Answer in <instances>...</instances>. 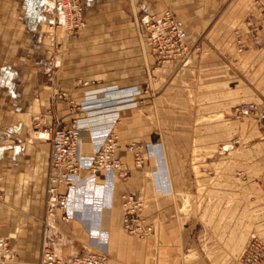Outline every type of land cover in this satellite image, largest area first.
I'll return each instance as SVG.
<instances>
[{"label":"crops","instance_id":"1","mask_svg":"<svg viewBox=\"0 0 264 264\" xmlns=\"http://www.w3.org/2000/svg\"><path fill=\"white\" fill-rule=\"evenodd\" d=\"M86 5L136 8L140 31L149 15L169 10L186 31L189 48L200 51L156 72L162 86L157 114L152 111L157 125L148 126L147 116L140 119L141 104L121 113L114 130L126 175L93 179L81 170L76 187L59 186L69 197L67 210L48 203L51 179L60 172L52 168L50 144L33 136V124L49 116L73 120L69 101L81 103L87 90L137 85L72 81V89L49 109L48 93L54 101L57 94L47 90L43 74L32 81L14 74L16 96L0 95V232L16 252L13 264H40L44 250L69 258L104 248L106 264H237L253 238L264 241V128L236 113L243 104L264 110V0H87ZM34 103L39 107L33 112ZM134 111L135 134L128 128ZM121 124L126 126L120 129ZM89 130L85 156L105 133ZM132 144L147 147L142 164ZM124 193L146 199L144 212L154 227L146 240L121 228Z\"/></svg>","mask_w":264,"mask_h":264},{"label":"rangeland","instance_id":"2","mask_svg":"<svg viewBox=\"0 0 264 264\" xmlns=\"http://www.w3.org/2000/svg\"><path fill=\"white\" fill-rule=\"evenodd\" d=\"M79 4L83 17L80 24L76 20L73 25L72 21L68 23L66 14L60 12L54 0H0V85L3 88L0 95L16 96L15 73L19 80L26 76L28 81H32L37 72L43 74L48 81L47 90L57 94L54 101L48 93L49 109H53V102L57 104L58 96L72 89V81L89 83L87 79H94L137 85L145 95L141 103L145 111L139 113L140 119L142 115L147 116L148 126L157 125L152 111L157 114L156 102L162 86H157L156 72L166 63L155 58L142 38L136 8L107 5L92 8L86 5L87 0H79ZM30 91L34 94L36 90L30 88ZM33 105V112L38 111L39 103ZM70 113L76 116L73 119L78 118L72 108ZM135 114L134 111V115L128 116V128L133 134L137 130L135 118L138 115ZM72 121L71 118L49 116L46 122L33 124V136L37 138L35 131L69 125ZM124 125L121 124L120 129ZM143 202L142 217L152 225L144 212L145 198ZM135 237L146 240L149 236L145 239Z\"/></svg>","mask_w":264,"mask_h":264},{"label":"built area","instance_id":"3","mask_svg":"<svg viewBox=\"0 0 264 264\" xmlns=\"http://www.w3.org/2000/svg\"><path fill=\"white\" fill-rule=\"evenodd\" d=\"M62 14H66L67 21L77 20L80 24L83 17V8L79 0H54ZM67 23V24H68ZM78 24L76 26H78ZM155 58L167 63L171 60H185L193 51L199 52L196 46L193 50L186 43L187 33L177 17L169 10L161 14H151L141 31ZM88 86V82H81ZM143 90L137 86L127 87H99L87 90L81 103L71 101L74 114L79 116L69 125H57L44 131H35L39 140L46 141L51 146V165L60 173L51 179L48 188V203L59 209L67 210L70 204L68 196L59 193V186L67 185L70 189L80 182V171L87 170L91 178L98 175H113L115 177L126 175L124 165L117 157L119 138L115 127L119 123L121 113L125 110L137 108L143 102ZM59 97H65L62 94ZM241 118L253 117L264 128V110L258 111L253 104H243L236 109ZM104 129L101 145L89 156L84 155L83 141L89 129ZM138 164L143 163L145 144H132L129 147ZM87 161V162H86ZM4 192L0 189V201ZM125 214L122 219L123 229L131 235L145 239L154 233V227L142 217L143 198L129 193L121 196ZM107 249H97L81 256L61 258L52 250H44L40 264H106ZM16 261V252L5 240L0 232V264H13ZM240 264H264V241L258 237L253 238L245 252Z\"/></svg>","mask_w":264,"mask_h":264}]
</instances>
